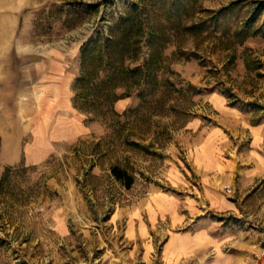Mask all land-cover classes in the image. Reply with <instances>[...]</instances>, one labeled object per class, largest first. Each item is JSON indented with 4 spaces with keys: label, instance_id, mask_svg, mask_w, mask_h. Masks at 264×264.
Masks as SVG:
<instances>
[{
    "label": "rangeland",
    "instance_id": "1",
    "mask_svg": "<svg viewBox=\"0 0 264 264\" xmlns=\"http://www.w3.org/2000/svg\"><path fill=\"white\" fill-rule=\"evenodd\" d=\"M202 227L264 264V0H0V264H161Z\"/></svg>",
    "mask_w": 264,
    "mask_h": 264
},
{
    "label": "crops",
    "instance_id": "2",
    "mask_svg": "<svg viewBox=\"0 0 264 264\" xmlns=\"http://www.w3.org/2000/svg\"><path fill=\"white\" fill-rule=\"evenodd\" d=\"M202 198L204 203H209L215 209L231 210L234 208L232 203L218 193L213 192V194H207ZM186 203L187 210L191 215L198 216L201 213L200 201L198 203L197 200L191 199ZM179 217L177 213L172 214L170 221L176 223L180 221ZM216 237L217 234L211 227L173 233L165 244L164 258L161 260V264H231L229 261L232 258L229 259L228 253H224L225 250L220 247L221 242ZM237 264L239 263L237 262Z\"/></svg>",
    "mask_w": 264,
    "mask_h": 264
},
{
    "label": "trees",
    "instance_id": "3",
    "mask_svg": "<svg viewBox=\"0 0 264 264\" xmlns=\"http://www.w3.org/2000/svg\"><path fill=\"white\" fill-rule=\"evenodd\" d=\"M111 43V41H107V44H110ZM113 62H115L114 60H113ZM112 62V63H113ZM112 64H109V66H110V68H112V66H111ZM115 70V71H114ZM121 70L122 69H117L116 70V67L114 68L113 67V73H115V75H116V73H120L121 72ZM134 72L136 71V70H133ZM132 72V71H131ZM111 171H112V173H113V175H114V177L116 178V179H118V180H120V181H123V177H124V172L122 171V170H120V169H118V168H116V167H113L112 169H111ZM126 186H128V184L126 185Z\"/></svg>",
    "mask_w": 264,
    "mask_h": 264
}]
</instances>
